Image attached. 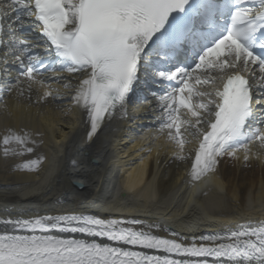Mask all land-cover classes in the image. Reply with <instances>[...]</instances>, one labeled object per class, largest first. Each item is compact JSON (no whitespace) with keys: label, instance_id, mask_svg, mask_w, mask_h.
<instances>
[{"label":"snow or ice","instance_id":"obj_1","mask_svg":"<svg viewBox=\"0 0 264 264\" xmlns=\"http://www.w3.org/2000/svg\"><path fill=\"white\" fill-rule=\"evenodd\" d=\"M34 89L80 109L89 140L142 105L193 186L226 158L264 161V0H0V100ZM39 135L5 129L4 157ZM0 264H264V219L184 235L83 208L8 213Z\"/></svg>","mask_w":264,"mask_h":264},{"label":"bare ground","instance_id":"obj_2","mask_svg":"<svg viewBox=\"0 0 264 264\" xmlns=\"http://www.w3.org/2000/svg\"><path fill=\"white\" fill-rule=\"evenodd\" d=\"M12 97L0 108V138L11 127L40 133L36 139L42 143L33 153L9 157L0 144V217L83 208L105 217L161 221L184 235L264 219V161L245 166L226 158L193 186L187 176L191 162L176 160L174 145L135 113L129 115L136 119L113 120L99 139L89 140L80 122L85 117L75 106L62 99L37 103L35 89L31 101L27 95ZM39 156L44 159L37 170H16Z\"/></svg>","mask_w":264,"mask_h":264}]
</instances>
